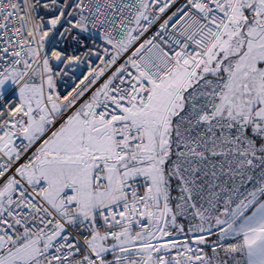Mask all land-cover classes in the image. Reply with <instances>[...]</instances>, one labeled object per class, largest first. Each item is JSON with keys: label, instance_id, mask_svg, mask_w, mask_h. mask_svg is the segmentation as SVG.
I'll use <instances>...</instances> for the list:
<instances>
[{"label": "snow or ice", "instance_id": "obj_1", "mask_svg": "<svg viewBox=\"0 0 264 264\" xmlns=\"http://www.w3.org/2000/svg\"><path fill=\"white\" fill-rule=\"evenodd\" d=\"M177 4L0 0V264H264V0Z\"/></svg>", "mask_w": 264, "mask_h": 264}, {"label": "built area", "instance_id": "obj_2", "mask_svg": "<svg viewBox=\"0 0 264 264\" xmlns=\"http://www.w3.org/2000/svg\"><path fill=\"white\" fill-rule=\"evenodd\" d=\"M179 2H182V0H178V4H177V6L179 5ZM173 10H174V9H173ZM158 26H159L158 24L154 25V26L150 29V31L146 34L145 38H147V36H150L153 32H155L156 29L158 28ZM92 59H93V61H94L93 66L95 67L96 63H99V62L96 61L94 57H93ZM120 62L122 63L123 60H121ZM117 66H118V65H117ZM112 70L114 71V69H112ZM87 71H88V69H87V62H86L84 65H81V66L77 69L76 74L79 75L81 72L86 73ZM108 74H110V72H109ZM106 78H107V77L105 76V79H106ZM101 82H102V81H101ZM68 84L71 85V80L68 81ZM69 90H70V88H69ZM60 91H61V93H64V92H65V86H64V84H61V86H60ZM18 142H19V141H18ZM22 162H23V161H22ZM173 195H177V193H176V192H173ZM208 251H210V249H209Z\"/></svg>", "mask_w": 264, "mask_h": 264}]
</instances>
